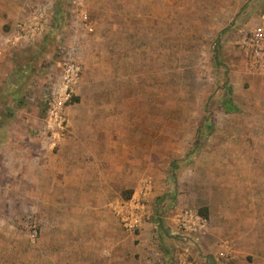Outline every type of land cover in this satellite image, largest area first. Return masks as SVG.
I'll use <instances>...</instances> for the list:
<instances>
[{
	"label": "rangeland",
	"instance_id": "rangeland-1",
	"mask_svg": "<svg viewBox=\"0 0 264 264\" xmlns=\"http://www.w3.org/2000/svg\"><path fill=\"white\" fill-rule=\"evenodd\" d=\"M37 7L44 36L0 56V264H230L212 224L237 214L264 242V78L237 42L264 0H0V31ZM64 47L82 77L61 151L39 128ZM20 63L37 68L3 102ZM140 190L143 235L121 219ZM185 207L206 233L175 227Z\"/></svg>",
	"mask_w": 264,
	"mask_h": 264
},
{
	"label": "built area",
	"instance_id": "built-area-1",
	"mask_svg": "<svg viewBox=\"0 0 264 264\" xmlns=\"http://www.w3.org/2000/svg\"><path fill=\"white\" fill-rule=\"evenodd\" d=\"M46 7H37L27 16L17 18L8 28L0 31V56L13 46L38 42L45 34L49 19ZM87 16H84L86 19ZM86 21V20H85ZM90 30L92 28H89ZM239 49L251 72L264 73V15L237 40ZM61 71L42 90L46 116L39 134L47 147L56 148L67 128V107L73 101L77 86L82 77V64L76 48H61ZM147 190H140L138 197H132L121 212L124 227L134 231L140 227L145 211L144 199ZM175 227L187 234H203L209 230V218L192 207H185L176 215ZM225 249L220 254L233 258V247L229 242L223 244Z\"/></svg>",
	"mask_w": 264,
	"mask_h": 264
},
{
	"label": "crops",
	"instance_id": "crops-1",
	"mask_svg": "<svg viewBox=\"0 0 264 264\" xmlns=\"http://www.w3.org/2000/svg\"><path fill=\"white\" fill-rule=\"evenodd\" d=\"M30 8H33V6ZM29 13L30 12L24 13L21 17H25ZM242 58H243L242 60H244V62L246 64V61H245L243 56H242ZM254 73L260 74L264 78V73H258V72H254ZM76 94H77V92H76ZM75 96L73 98L72 103L70 105H68V107H67V120H68L67 128H66L65 132L62 134V136L60 138L59 145L57 146V148H59V150L61 149V151L63 149V147H61V145L63 146L65 143L67 144L69 141L68 142H65V141L67 140V138H70V136H71L70 135L71 129L69 128L70 127L69 113H70L71 106L73 105L74 102H76ZM52 151L53 150H50L47 152H52ZM48 155L51 156L52 153H48ZM10 170H11V168L6 169L5 175L9 174ZM79 197H82V196H80V194H70L69 196H67V199L75 200V198H79ZM261 202H264V200H262ZM263 204L260 203V205H259L260 208H264ZM245 209H246V207H245ZM240 215H242V214H240ZM243 218H244L243 216H239L237 214V215H235L234 220L231 219V216H228V219L227 218L225 220L222 219L223 222L224 221L227 222V223H223L222 226L223 227L226 226V229L228 232H225L219 228V219L217 220V222H214V224H212V233L211 234L213 235L214 241H216L219 236H228L229 235L231 237L230 241H232L231 246L233 247L234 257L232 258V261H230V264H247L246 259H247L249 254H252L259 261H261L260 258L264 257V242L261 241V239H258L257 244H255L254 237H252L251 235L248 234L249 231H252V229L246 228L247 222H245V219H243ZM138 228H141V232H140L141 235L145 234L147 231V226L145 225V223H141L140 227H138ZM223 248H224V245H223ZM218 250H219V246L217 248V251ZM220 250H222V247H220ZM255 258H254V262H256Z\"/></svg>",
	"mask_w": 264,
	"mask_h": 264
},
{
	"label": "trees",
	"instance_id": "trees-1",
	"mask_svg": "<svg viewBox=\"0 0 264 264\" xmlns=\"http://www.w3.org/2000/svg\"><path fill=\"white\" fill-rule=\"evenodd\" d=\"M50 36V35H49ZM49 36L47 37V39H49ZM218 42L219 40L216 41L215 43V46H214V50H215V56L218 57L219 54H220V50H219V45H218ZM22 68L21 70L19 71H15V74L13 75V78H12V84H11V87H9L5 92V97L2 99L3 102H5L7 99H11L9 95H11V93H15V96L18 95V93L20 91H22L23 89L25 90L26 89V82H27V79L26 81L24 80V77H27L31 74V72L35 71L37 67H31V66H27V64H22L20 63ZM14 86V88H13ZM14 95V94H13ZM13 96V97H15ZM222 104L225 106L226 109L228 110H235L236 107H234L232 105V101L230 99V97L228 98H225L222 102ZM200 130L198 131V135H199V138H204L200 135Z\"/></svg>",
	"mask_w": 264,
	"mask_h": 264
}]
</instances>
